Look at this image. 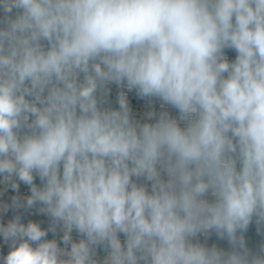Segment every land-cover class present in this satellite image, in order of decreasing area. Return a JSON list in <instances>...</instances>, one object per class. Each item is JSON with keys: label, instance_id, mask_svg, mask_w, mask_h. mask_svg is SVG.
Instances as JSON below:
<instances>
[{"label": "clouds", "instance_id": "9594fccd", "mask_svg": "<svg viewBox=\"0 0 264 264\" xmlns=\"http://www.w3.org/2000/svg\"><path fill=\"white\" fill-rule=\"evenodd\" d=\"M0 264H264V0H0Z\"/></svg>", "mask_w": 264, "mask_h": 264}]
</instances>
